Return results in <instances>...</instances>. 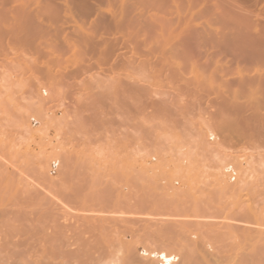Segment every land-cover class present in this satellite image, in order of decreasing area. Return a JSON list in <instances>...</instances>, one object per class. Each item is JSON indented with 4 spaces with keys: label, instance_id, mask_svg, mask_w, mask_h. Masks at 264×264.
Masks as SVG:
<instances>
[{
    "label": "rangeland",
    "instance_id": "obj_1",
    "mask_svg": "<svg viewBox=\"0 0 264 264\" xmlns=\"http://www.w3.org/2000/svg\"><path fill=\"white\" fill-rule=\"evenodd\" d=\"M117 7L105 4L102 9L109 15ZM63 8L62 15L75 22L65 23L62 40L80 30L90 31V19ZM48 23L41 26H54ZM37 38L41 43L38 52L10 49L7 37L3 39L6 49L0 52V264L8 257L6 252L17 264L14 245L5 243L7 234L21 242L16 248L21 251L18 264H264V147L256 149L237 138L236 143L228 140L230 144H221L214 136L208 140L205 133L214 129L212 121L216 122L217 116L212 120L207 111L202 112L211 120L193 115L194 110L191 115H173L179 124L174 130V106L169 107L173 118L168 119L159 112L151 113L150 108L137 110L123 97L126 84H120L122 88L118 84L130 73L123 58L118 62L122 65L110 68L90 62L73 46L56 51L50 36ZM86 64H91L86 74L72 79L70 75ZM252 71L250 76L256 73ZM232 83L236 91L238 85ZM161 90L174 88L165 82ZM161 97L164 94H156L154 99ZM241 97L236 100L245 103ZM195 126L201 132H196ZM198 133H203L201 138ZM215 142L218 144L212 145ZM182 147L190 151L181 152ZM225 153L229 154L226 162L236 159L239 163V168L227 170L234 177L231 183L240 180L244 185L241 200L238 195L241 205L232 218L244 206L251 222L230 220L238 224L225 226L219 199L197 190L200 180L216 177L212 174L220 171ZM193 158L196 163L216 161L217 165L202 163L196 169ZM192 171L198 174H190ZM167 180L187 181L177 190L180 197L188 198L187 208L181 206L180 211L168 202L172 196L160 186L157 194L149 189ZM143 183L149 185L148 191L128 189ZM194 196L198 198L196 209L192 206ZM231 200L235 203L236 198ZM17 214L29 220L13 222ZM95 237L102 240L101 245H108L109 240L110 245L121 247L114 257L103 261L98 259ZM4 245L11 250L6 247L5 252Z\"/></svg>",
    "mask_w": 264,
    "mask_h": 264
},
{
    "label": "bare ground",
    "instance_id": "obj_2",
    "mask_svg": "<svg viewBox=\"0 0 264 264\" xmlns=\"http://www.w3.org/2000/svg\"><path fill=\"white\" fill-rule=\"evenodd\" d=\"M105 4L110 7L114 5L119 7L108 15L102 9ZM63 7L83 19H90V31L80 30L71 34V38L63 37L62 40L65 23L68 24L67 21L71 23V20L75 22L68 16L62 15L63 9L65 10ZM45 21L46 25L51 22V26H54L51 28L49 25L47 27L44 25V28L41 25ZM69 26L72 28L71 25ZM73 27L76 28L75 25ZM66 33L68 34V32ZM49 36L52 39L50 45L56 51L64 52L68 47L73 46L84 53L90 62L99 65H108L110 68H114L119 66L118 64L122 61L118 62L123 58L124 65L130 73L127 74L128 76L126 75L125 79V75L123 76L122 79L125 81L120 80L119 84L118 79L115 81L118 85L126 84L122 90L123 97L130 99L128 103L136 106L137 110L145 111L150 108L151 113L159 112L168 119L174 117L173 125H176L175 127L172 125L173 129L179 125L178 119L175 118L176 115L184 113L191 115L192 112H189L194 110L193 115L199 114V116L205 117L206 115L202 111H207V114L213 115L212 120L217 116L216 122L212 121L214 129L210 131L211 133L204 131L209 136L208 140L214 136V138L220 139L222 144L228 140H231L229 141L231 143L234 139V143H236L237 138V140L251 144L250 146L256 149L264 147V112H262L264 110V73L258 74L264 69V0H0V52H4L6 49L4 37L8 38L7 46L10 45V49L20 47L24 50L38 52L41 43H38L36 38ZM229 56L231 58H228L229 60L226 62V58ZM234 64L236 65L234 66ZM253 64H256V69H253V66L250 68ZM89 66L91 64L81 66L70 76L72 79L81 77L89 70ZM250 69L256 71L255 74L253 73L254 75L251 74L252 76L249 75L253 72ZM231 75H234L233 79L228 77ZM138 82H142V84L138 85ZM165 82L172 83L174 90L168 92L161 90ZM232 82L237 83L238 90H232L234 88ZM118 85H116L117 88ZM230 89L232 94H230ZM156 94H164V97L155 100ZM240 95H243L241 99L244 101L248 99L251 103L246 101L238 103L236 98H239ZM230 99L235 102H231ZM171 106L175 107L174 114L172 113V116L175 115L173 117L170 115L172 110L169 107ZM230 113H233L235 118H232ZM187 116L185 115L186 119ZM207 119L211 120L209 115ZM183 123L186 126L185 120ZM196 126L195 128L198 130ZM195 133L192 132L193 135ZM202 135L203 133L199 137L201 138ZM202 141L209 142L207 139L205 141L202 139ZM229 142L228 144H230ZM217 144L215 142L212 145ZM183 150L184 147H182L181 152L190 151L189 148ZM223 155L225 156L226 153ZM228 155L223 156L225 161L219 162L221 164L220 171L212 174L216 177L200 180L202 185L197 187V190L208 191L211 197L219 199L225 226L238 224L234 221L232 223L230 220L237 222L250 220L251 222L250 213L245 210L248 207L244 206V211L240 210L238 215L232 218L233 212L241 205L240 191L244 185L239 184L240 180L231 183L230 179L233 180L234 177L228 174L227 170L236 168L239 163H235L236 159L234 161H229V159L226 162ZM164 156L166 155H163L162 158L166 159ZM205 157L209 159L208 155ZM192 162L194 164V158ZM215 162L212 161L213 165L208 162L202 163L209 167L210 164V166H216ZM238 162L240 161L238 160ZM222 163L227 164L223 165ZM198 164L200 163L195 162L194 164L196 169H200L202 166ZM240 165L243 164L240 162ZM194 167L192 168L195 169ZM191 173L197 175L198 171ZM186 184L187 181L184 180L177 182L167 180V182L154 184L149 189L156 192L158 186L163 188L164 192L172 196L170 201L164 200V202L174 203L181 211L187 208L189 200L186 196L180 197L181 192L177 190L183 189ZM248 184L250 185L249 182ZM133 185L128 186V189L143 192L147 190L148 184ZM227 194L229 196L226 199ZM238 195L240 200H238ZM230 197L236 198L235 203H231L234 201H230ZM196 198L192 199L193 209L198 207V198ZM181 206L182 209H180ZM249 210L253 212L255 219H258L256 211L251 207ZM11 220L22 222L29 218L23 214H17ZM94 239L99 246H105L99 248L95 244V247L99 249L98 259L114 257L119 250L117 248L121 247L112 242L110 245L109 240L108 245H104L105 243L101 245L100 241L102 240L99 241L97 237ZM5 243L10 246L14 245L13 249L17 251L15 253H18L17 256L15 255L17 259L15 262L20 263L18 258L21 256L19 255L21 251L19 248V250L16 249L21 245L20 240L18 238L11 240L7 234ZM6 247L11 250V247L6 245L5 252L7 251ZM6 253L5 256L8 257L5 258L4 264H15L10 261L13 259L11 253Z\"/></svg>",
    "mask_w": 264,
    "mask_h": 264
}]
</instances>
